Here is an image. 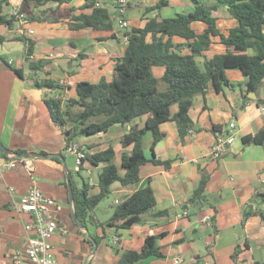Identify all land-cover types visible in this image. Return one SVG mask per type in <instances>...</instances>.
Instances as JSON below:
<instances>
[{
  "label": "crops",
  "instance_id": "1",
  "mask_svg": "<svg viewBox=\"0 0 264 264\" xmlns=\"http://www.w3.org/2000/svg\"><path fill=\"white\" fill-rule=\"evenodd\" d=\"M103 6L102 1L98 0ZM114 1V0H113ZM128 6L119 16L127 20V29L142 26L158 11H146L147 6L158 0H140ZM209 1V0H208ZM83 0H72L56 6L47 3L39 9H48L45 21L33 20L37 41L32 52L33 61L49 59L45 68L46 78L58 81L67 78L72 84L66 89H39L32 86L26 58L27 45L19 40L16 22L12 28L0 24V264H14L13 253L24 250L25 223L30 216L11 210V200H19L28 188L35 185L46 196L61 204L59 210L49 208L46 217L57 223L52 237L56 264H116L119 251L140 250L147 235L163 233L159 240L161 256H150L135 264H256L264 262V143H243L242 138L264 128V78L253 99L245 89L246 77L236 67L227 68L225 76L232 85L220 90L210 86L204 93L192 98L189 117L192 127L181 137L173 120L160 124L164 137L152 146V135H143V150L147 159L170 160V165L154 164L147 161L140 170V180L126 186L118 182L111 185V193L92 211L94 222L79 223L73 218L74 209L69 197L68 180L80 185L88 177L89 193H97V179L92 175L102 164L93 165L83 160L78 166L74 154L65 151L62 129L51 119L44 102L47 95L68 91L76 96L75 86L80 81L98 82L101 78L111 79L113 74L112 56L124 52L126 43L124 30L115 28L111 32L95 31L91 28L71 30L70 16L84 12ZM115 5V4H114ZM19 7L28 15L34 10L32 3L25 0H8L3 13L10 15ZM194 9L190 0H169L159 13L162 17H174L178 13ZM220 32L236 24L235 19L223 8L214 12ZM135 19L138 24H132ZM196 32L204 30L203 22L195 21ZM121 27V26H120ZM69 42L74 44L71 47ZM175 43L185 42L175 37ZM64 47L59 50L58 48ZM52 48H57L54 58H48ZM180 53H189L183 45L176 48ZM226 50L218 37H213L207 50L198 61L210 59ZM85 53L84 58H74ZM21 70L20 78L15 70ZM153 74L160 79L163 67H152ZM159 89L164 83L159 80ZM177 106L171 107L175 113ZM231 142L227 152L214 159L209 155L215 143L216 132L229 130ZM145 116L135 118L123 125H113L107 132L93 136L79 137L78 143L87 154L102 151L112 146L115 151L113 162L120 165L123 153H130L131 147H123L121 136L132 125L143 127ZM12 151L27 154L33 164L30 173L21 163L6 168L3 161ZM19 154V155H20ZM78 171L80 174H78ZM201 172L209 174L205 191L206 205L198 210L186 206V202L197 187ZM149 185L155 197V205L141 215V219L128 228H116L104 223L110 218L114 207L127 200L136 190ZM12 189V190H11ZM112 195V199H108ZM107 199V200H106ZM101 205V209H98ZM250 212L249 216L244 213ZM207 216L208 223L202 218ZM214 218V221L212 220ZM115 239H117L115 241ZM95 243V245H94ZM239 250L236 259L235 252ZM181 256L182 263H174ZM23 264H30L26 255Z\"/></svg>",
  "mask_w": 264,
  "mask_h": 264
},
{
  "label": "trees",
  "instance_id": "2",
  "mask_svg": "<svg viewBox=\"0 0 264 264\" xmlns=\"http://www.w3.org/2000/svg\"><path fill=\"white\" fill-rule=\"evenodd\" d=\"M32 3L34 10L29 14L31 21H45L48 9H39L47 3L60 6L72 0H25ZM194 9L186 13H178L174 17H162L160 11L169 4V0H158L154 5L147 6L146 11L157 10L158 13L140 27H130L124 30L127 37L124 52L112 56L113 74L111 79L101 78L98 82L80 81L75 86L76 96L65 102L47 95L44 102L53 122L62 129L65 147L77 138L93 136L107 132L113 125H123L135 118L145 116L143 127L132 125L128 132L121 136L123 147H131L130 153H123L118 166L113 162L115 151L112 146L91 154L85 160L93 165L102 164L97 172V193H89L88 180L81 178V184H75L71 178L72 204L75 217L80 223L94 222L92 211L111 193V185L118 182L121 186L133 184L140 180L141 167L150 161L154 164L168 167L170 160L147 159L143 150V135L150 132L154 145L164 137L160 130L161 123L173 120L181 137L192 127L189 108L196 94L204 93L210 86L220 90L224 85H232L225 76L227 68H239L246 77L245 89L256 92L264 78V0H190ZM82 13L70 16L71 30L91 28L95 31H113L112 18L104 6H96L97 0H83ZM8 0H0V24L12 28L15 19L3 13V7ZM128 3L126 2V7ZM225 9L236 21L226 33L217 28V16L214 12ZM195 21L203 22L206 27L201 32L192 28ZM178 37L185 42L175 43ZM213 37H218L224 44V53L210 59L198 61L204 55ZM26 47L29 77L32 86L39 89H63L56 80L41 76L48 74L45 68L49 59L33 61L29 59L37 41L35 36L25 34L17 37ZM5 40L0 36V42ZM71 47L74 44L69 42ZM183 45L189 48V53H180L176 48ZM59 50L64 47L58 48ZM53 54L57 48L51 49ZM51 53V52H50ZM85 53L78 54L74 59L84 58ZM163 67V73L158 79L152 72V67ZM23 78L21 70H15ZM164 83V89H159L158 83ZM264 103L258 99L257 104ZM177 106L175 113L171 107ZM98 117L95 121L93 118ZM220 132L217 127L213 128ZM243 143H264V128L254 134L242 138ZM11 153L19 155L20 151ZM78 174L80 172L78 171ZM209 174L201 172L197 187L192 192L186 206L201 210L206 205L205 191ZM264 198V193L262 194ZM155 205V197L149 185L136 190L127 200L114 207L110 218L104 223L116 228H128L141 219ZM250 212L244 213L249 216ZM264 220V212L261 213ZM214 221V218L212 219ZM164 234L147 235L140 250L119 251L116 264H135L150 256H161L159 240ZM239 250L233 258L236 259ZM264 264V262H256Z\"/></svg>",
  "mask_w": 264,
  "mask_h": 264
},
{
  "label": "built area",
  "instance_id": "3",
  "mask_svg": "<svg viewBox=\"0 0 264 264\" xmlns=\"http://www.w3.org/2000/svg\"><path fill=\"white\" fill-rule=\"evenodd\" d=\"M126 0H114V4L117 7V14L121 16L126 10ZM96 6H100V2L97 0ZM10 16L15 19L16 30L19 34L33 36L35 30L33 28V21L30 20L29 15L21 10L19 7L12 9ZM122 27H127V20H121ZM125 43H127V37H124ZM48 58H54L53 53H49ZM33 58L32 55L29 56ZM58 84L64 89L71 87V82L63 77L58 79ZM54 98L65 102L69 98H72L68 91L64 93H57ZM234 126V122L229 123V130L227 132H219L216 134L215 143L210 149L209 155L211 158L217 159L227 152L228 143L232 140L230 133ZM65 151L74 154L76 157V164L79 166L86 158L85 150L76 142L71 143L65 147ZM18 163H21L30 173L33 171V164L30 158L21 157L19 155L8 153L7 158L3 161V165L6 168L15 167ZM12 190V189H11ZM53 207L56 210L61 208V204L53 198L46 196L37 186L33 185L22 194L19 200H11L10 208L14 212L19 214L24 213L30 216V220L25 223V241L26 245L24 250H16L13 253L12 260L14 264H23L22 256L26 255L30 264H56L54 246L52 243V237L56 233L57 223L53 219L46 217L49 208ZM204 223H208L209 218L204 216L202 218ZM117 239H115L116 241ZM174 263H182L181 256L174 258Z\"/></svg>",
  "mask_w": 264,
  "mask_h": 264
},
{
  "label": "rangeland",
  "instance_id": "4",
  "mask_svg": "<svg viewBox=\"0 0 264 264\" xmlns=\"http://www.w3.org/2000/svg\"><path fill=\"white\" fill-rule=\"evenodd\" d=\"M101 1H102L103 6L107 9L109 15L111 16L112 23H113L114 27L115 28H119L121 31H123L124 30L123 27L121 25H120L121 27L119 26V20H120V18L116 15V7L114 5V1L113 0H101ZM129 1L131 2V5L133 6V5H135L140 0H129ZM132 21H133L132 24H134V25H137L138 24V22L135 19H133ZM93 120L98 121L99 118L98 117H95V118H93ZM78 140L79 139L77 138L76 141H78ZM92 177L94 179H97V173H96V171L94 172V174L92 175ZM85 179L87 180L88 177L85 176ZM112 198H113V196L110 195L108 199H112ZM100 207H101V205H99L98 209H101Z\"/></svg>",
  "mask_w": 264,
  "mask_h": 264
},
{
  "label": "water",
  "instance_id": "5",
  "mask_svg": "<svg viewBox=\"0 0 264 264\" xmlns=\"http://www.w3.org/2000/svg\"><path fill=\"white\" fill-rule=\"evenodd\" d=\"M251 94H252V97L254 99L255 98V93L254 92H251ZM19 156L26 157L27 154H20ZM68 188H69V197L71 199L72 198V194H71V182L69 180H68ZM73 218L75 219V216L74 215H73ZM94 245H95V243H94Z\"/></svg>",
  "mask_w": 264,
  "mask_h": 264
}]
</instances>
